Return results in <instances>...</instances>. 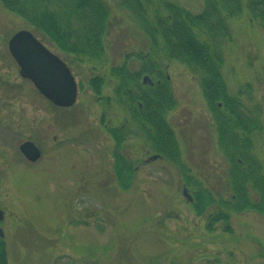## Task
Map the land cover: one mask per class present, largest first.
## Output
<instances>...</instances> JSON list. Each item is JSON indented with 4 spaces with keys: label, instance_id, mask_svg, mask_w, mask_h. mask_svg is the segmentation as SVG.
<instances>
[{
    "label": "rangeland",
    "instance_id": "1",
    "mask_svg": "<svg viewBox=\"0 0 264 264\" xmlns=\"http://www.w3.org/2000/svg\"><path fill=\"white\" fill-rule=\"evenodd\" d=\"M104 1L110 15L103 66L78 61L0 4V227L7 264H264L262 214L231 213L232 232L226 233L220 222L208 228L209 215L218 209L213 200L202 212L190 206L201 190L215 201L229 198V165L196 76L178 59L168 60L169 80L155 86L167 83L172 91L176 105L165 119L179 156L147 160L157 154L150 133L113 98L109 74L117 65L138 71L134 53L145 52L147 40L118 0ZM164 1L197 15L205 5ZM239 17L227 25L231 40L222 50L223 78L231 93L250 84L264 126V30L246 13ZM18 30L30 31L67 63L77 83L73 106H54L23 78L7 47ZM95 77L104 82L101 98L91 89ZM111 126L124 136L120 148ZM26 140L41 150L39 160L21 155L19 145ZM255 141L264 162V130ZM116 151L134 169L123 179L128 189L114 172Z\"/></svg>",
    "mask_w": 264,
    "mask_h": 264
},
{
    "label": "trees",
    "instance_id": "2",
    "mask_svg": "<svg viewBox=\"0 0 264 264\" xmlns=\"http://www.w3.org/2000/svg\"><path fill=\"white\" fill-rule=\"evenodd\" d=\"M204 3L203 10L197 15L164 0L119 1L133 20L140 19L143 14L146 17V9V30L150 37L162 39L163 62L178 59L196 76L203 100L213 114L219 148L228 160L227 189L230 196L215 201L209 191L201 190V196L196 195L190 206L193 204L197 211L202 212L213 200L218 209L209 215L208 228L220 222L222 231L231 233V213L253 210L264 216V162L260 161L255 141L264 126L261 108L249 88L250 84L242 83L234 93L229 91L223 78L225 60L222 50L231 40L227 25L233 17L246 13L264 30V0H204ZM0 4L44 32L61 49L76 51L94 60L104 57V31L110 15L104 0H0ZM109 74L114 79L113 98L132 113L141 128L145 127L150 133L155 151L164 157L179 156L177 140L165 119L167 110L171 111L176 105L167 83L161 87L141 86L138 73H132L130 79L124 68L115 67ZM93 79L91 89L101 98L104 82L101 78ZM102 99L108 102V97ZM137 100L142 104L141 109L136 107ZM217 101L222 104L220 108ZM119 131L120 128L111 126L117 148L124 137ZM113 168L119 185L128 189L129 182L123 179L133 176L132 163L116 151ZM190 182L194 183L192 177ZM3 246L0 238V264H7Z\"/></svg>",
    "mask_w": 264,
    "mask_h": 264
},
{
    "label": "water",
    "instance_id": "3",
    "mask_svg": "<svg viewBox=\"0 0 264 264\" xmlns=\"http://www.w3.org/2000/svg\"><path fill=\"white\" fill-rule=\"evenodd\" d=\"M10 56L14 59L23 78L28 79L34 88L57 107H69L75 103L77 86L75 79L65 63L28 30H19L7 42ZM19 151L30 162L41 156L40 149L30 140L19 145ZM152 155L147 160L157 159ZM183 194L190 199L186 190ZM2 211H0V221ZM0 227V238H3Z\"/></svg>",
    "mask_w": 264,
    "mask_h": 264
},
{
    "label": "flooded vegetation",
    "instance_id": "4",
    "mask_svg": "<svg viewBox=\"0 0 264 264\" xmlns=\"http://www.w3.org/2000/svg\"><path fill=\"white\" fill-rule=\"evenodd\" d=\"M119 1L120 0H118V3H119ZM175 6L178 7L179 5L175 4ZM181 8H183V7H181ZM183 9L190 12L186 8H183ZM144 12L146 14V17H144V14H143V15H141L140 19L134 21V22H136L135 24H137V26L139 28L138 30H140L141 34H143L144 37H146L145 40H147V49L145 50V52L138 50L136 52V54L134 53V55H136V59L138 58L139 62H140L139 70L136 71L135 73H138V77L140 79L139 83L141 86H145V84L148 86L149 85L150 86H155V85L158 86V84L162 83L163 78L166 80V82H167V80H169V76H168L167 72L165 71L166 70L165 68H167V66H169V62L168 61H166V63L163 62V58H162L163 50H161L162 49V39H160L159 37H157V39L150 37L149 34L147 33L148 30H146V24L148 21V19H147L148 18V16H147L148 12L146 11V9H144ZM192 14H194V13H192ZM149 19L153 20L151 17ZM132 20H133V18H132ZM92 36H94V37L96 36L94 32L92 33ZM152 53H154V54H152ZM71 54L75 55L77 57L78 61H80V62H84V63L88 62L87 64H92V65H93V63L94 64L98 63V64H100V66L104 65V63H103L104 59L102 57L97 59V60H94L92 58H88L90 56H86L85 54H82V53H79L76 51L71 52ZM150 54H152V55H150ZM153 55H157L159 57L154 58ZM128 56H130V55H128ZM62 61L65 63V65L67 64L64 60H62ZM126 65H127V63H126ZM121 66L120 67L122 69L124 68L126 70V72L129 73V71L127 70L125 65H121ZM115 67L117 68L119 66L117 65V66L110 67V69H109L110 73H111V70L115 69ZM127 76L130 79H132V73L127 74ZM135 102H136L135 103L136 107L138 109H141V105H142L141 102L140 101L138 102V100Z\"/></svg>",
    "mask_w": 264,
    "mask_h": 264
},
{
    "label": "bare ground",
    "instance_id": "5",
    "mask_svg": "<svg viewBox=\"0 0 264 264\" xmlns=\"http://www.w3.org/2000/svg\"><path fill=\"white\" fill-rule=\"evenodd\" d=\"M158 153V152H157Z\"/></svg>",
    "mask_w": 264,
    "mask_h": 264
}]
</instances>
